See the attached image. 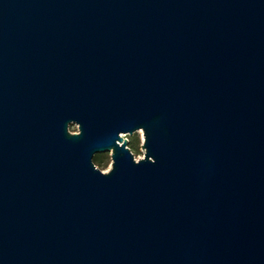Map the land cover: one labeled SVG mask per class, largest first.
Segmentation results:
<instances>
[{
  "label": "water",
  "instance_id": "obj_1",
  "mask_svg": "<svg viewBox=\"0 0 264 264\" xmlns=\"http://www.w3.org/2000/svg\"><path fill=\"white\" fill-rule=\"evenodd\" d=\"M0 264H264V0H0Z\"/></svg>",
  "mask_w": 264,
  "mask_h": 264
},
{
  "label": "rangeland",
  "instance_id": "obj_2",
  "mask_svg": "<svg viewBox=\"0 0 264 264\" xmlns=\"http://www.w3.org/2000/svg\"><path fill=\"white\" fill-rule=\"evenodd\" d=\"M71 132H77L78 126L76 124L70 125ZM122 136L129 140L128 146L134 153L137 160L141 159L145 155V148H143L144 143V132L142 129L137 130L134 133H122ZM94 162L96 166L103 172H107L112 166V150L99 152L94 155Z\"/></svg>",
  "mask_w": 264,
  "mask_h": 264
}]
</instances>
